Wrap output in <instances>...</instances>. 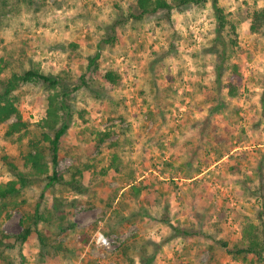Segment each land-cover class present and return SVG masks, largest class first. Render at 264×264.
Returning <instances> with one entry per match:
<instances>
[{
  "label": "rangeland",
  "instance_id": "1",
  "mask_svg": "<svg viewBox=\"0 0 264 264\" xmlns=\"http://www.w3.org/2000/svg\"><path fill=\"white\" fill-rule=\"evenodd\" d=\"M133 1L0 0V79L32 66L55 76H80L103 26ZM218 5L228 20L224 32L235 43L230 62L238 70L222 78L223 108L203 128L215 63L206 52L215 27L210 3L188 13L173 11L171 29L154 19L127 25L120 43L100 50L94 85L103 90L98 98L78 91L76 112L61 139L56 170L78 166L87 192L45 193L47 206L55 196L62 207L53 226L39 229L60 243V250L40 259L33 232L8 254L14 264H249L231 259L218 240L228 247L239 244L241 229L258 226L256 217L264 214V195L256 193L257 168L264 172V32L249 30L264 1L218 0ZM172 41L175 49L168 52ZM107 66L122 78L112 91L101 78ZM45 95L29 84L13 92L23 121L35 124L45 117ZM5 128L0 125V184L11 179L1 157L22 152L3 138ZM105 131L113 132L111 139L97 145L93 133ZM109 142L115 146L109 148ZM113 153L121 173L108 166ZM38 195L36 187L24 192L31 203ZM20 215L18 210L1 215V230L20 232ZM164 217L200 235L160 246L171 234ZM58 224L67 230L60 232ZM96 232L111 240L110 249L94 244Z\"/></svg>",
  "mask_w": 264,
  "mask_h": 264
},
{
  "label": "trees",
  "instance_id": "2",
  "mask_svg": "<svg viewBox=\"0 0 264 264\" xmlns=\"http://www.w3.org/2000/svg\"><path fill=\"white\" fill-rule=\"evenodd\" d=\"M6 0H2L5 3ZM264 1V0H263ZM210 3L215 27L212 34L210 45L206 52L215 57V63L212 69L213 75V94H205V103L209 105L208 115L204 118L203 128L210 117L223 108V101L220 98L222 90V78L227 71L236 73L237 65L231 64V51L235 46L227 33L224 32L228 25V20L224 16L222 8L218 5V0H135L129 3L127 11L117 8L118 13L111 23L102 28V34L96 44V51L89 55L85 66V72L74 78L65 74L57 76L48 74L39 69V66H32L21 73H13L8 79H0V125L5 124L3 138L11 143L19 144L21 153L18 157L4 155L1 157L3 166L11 179L6 183L0 184V216L9 217L10 210L21 212L19 225L20 232L15 235L5 234L1 230L0 224V261L4 264H14L8 254L16 247L24 244L30 235L36 234L39 245V257L43 259L50 254V250H60V243L55 239L49 238L45 234V229L50 228L55 221L56 212L62 207L60 197L53 196L52 204L45 203V193L50 191L54 194L56 190L83 195L87 192L86 186L82 182V169L73 166L64 173L58 174L56 168L63 150L61 139L68 131L73 120L75 98L79 90L88 92L98 98V89L103 90L101 85H94V75L100 71L99 57L102 47H112L122 40V31L127 25L142 23L148 19H154L157 25H164L166 28H172L171 16L173 11L178 13H188L191 8L203 6ZM232 31L235 26H231ZM250 32H264V6L253 12L249 27ZM178 35L173 32L171 35ZM179 37V35H178ZM175 44L172 41L169 44L168 52L174 50ZM76 49L78 46L71 45ZM102 80L107 84L109 91L119 87L122 83L121 76L116 70L105 67L101 75ZM263 87L261 92V101H264V76L262 79ZM29 84L37 87L40 91L46 93L44 96L46 102L45 117L38 123L32 124L23 121L13 99V92L21 85ZM97 89V90H96ZM229 94H235L234 87L230 86ZM10 120H14L10 122ZM203 128L199 134L203 133ZM113 132H95L93 136L96 144L101 145L111 139ZM27 140V144L23 143ZM109 148L115 146L114 142H109ZM122 163L117 154L110 155L109 168L115 173H121ZM132 172L128 173L130 176ZM258 185L257 195H264V172L261 167L257 168ZM31 187L39 189L37 198H33L31 203L24 192ZM74 201L71 202L73 204ZM258 226L249 224L241 229L239 244L228 245L222 240H218L225 253L249 264H264V214L259 212L257 215ZM168 224L171 234L163 240L165 243L175 238L187 240L200 235V231L193 228H184L170 224L168 218L162 220ZM200 222V220L198 219ZM64 224H58L60 232H65L67 228ZM72 227V226H70ZM23 262L24 258L21 256ZM153 256L147 260L150 262Z\"/></svg>",
  "mask_w": 264,
  "mask_h": 264
},
{
  "label": "built area",
  "instance_id": "3",
  "mask_svg": "<svg viewBox=\"0 0 264 264\" xmlns=\"http://www.w3.org/2000/svg\"><path fill=\"white\" fill-rule=\"evenodd\" d=\"M93 242L96 246L102 248V249H110L111 248V240L106 237L101 232H96L93 236Z\"/></svg>",
  "mask_w": 264,
  "mask_h": 264
}]
</instances>
